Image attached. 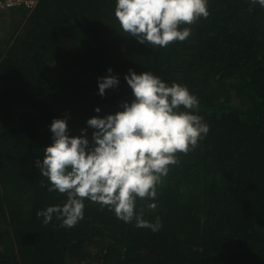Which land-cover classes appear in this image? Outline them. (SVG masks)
<instances>
[{
  "label": "trees",
  "instance_id": "obj_1",
  "mask_svg": "<svg viewBox=\"0 0 264 264\" xmlns=\"http://www.w3.org/2000/svg\"><path fill=\"white\" fill-rule=\"evenodd\" d=\"M35 1L0 12V264H264V9L209 0L186 40L153 48L121 32L114 0ZM108 67L119 83L101 96ZM129 69L186 85L209 125L157 186V207L137 201L160 229L87 199L74 227L43 224L37 210L65 199L35 165L48 125L67 117L79 135L117 111L132 99Z\"/></svg>",
  "mask_w": 264,
  "mask_h": 264
},
{
  "label": "clouds",
  "instance_id": "obj_2",
  "mask_svg": "<svg viewBox=\"0 0 264 264\" xmlns=\"http://www.w3.org/2000/svg\"><path fill=\"white\" fill-rule=\"evenodd\" d=\"M247 3L264 9V0ZM113 13L122 33L153 48L186 40L190 26L210 14L209 0H114ZM106 72L97 78L101 96L119 83L111 67ZM124 80L132 99L115 112L87 118V128L79 135L69 134L67 117L53 118L48 125L51 143L35 165L45 178L42 187L65 199L37 210L43 224L55 217L60 227H74L84 218L87 199L125 223L152 232L160 229L159 218L144 219L137 201L146 200L148 209L157 207V186L171 166L179 164V154H187L204 139L209 125L199 114V98L186 85L132 69ZM87 129L92 130L91 139Z\"/></svg>",
  "mask_w": 264,
  "mask_h": 264
},
{
  "label": "built area",
  "instance_id": "obj_3",
  "mask_svg": "<svg viewBox=\"0 0 264 264\" xmlns=\"http://www.w3.org/2000/svg\"><path fill=\"white\" fill-rule=\"evenodd\" d=\"M35 0H0V12L9 10L15 7H34Z\"/></svg>",
  "mask_w": 264,
  "mask_h": 264
},
{
  "label": "rangeland",
  "instance_id": "obj_4",
  "mask_svg": "<svg viewBox=\"0 0 264 264\" xmlns=\"http://www.w3.org/2000/svg\"><path fill=\"white\" fill-rule=\"evenodd\" d=\"M12 10H14V9H11V10H8V11H12ZM7 11V10H6ZM8 11L6 12V13H8ZM4 12V11H3Z\"/></svg>",
  "mask_w": 264,
  "mask_h": 264
}]
</instances>
